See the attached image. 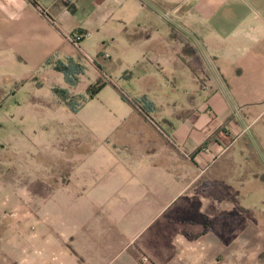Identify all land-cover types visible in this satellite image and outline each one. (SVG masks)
Segmentation results:
<instances>
[{
	"label": "crops",
	"instance_id": "crops-1",
	"mask_svg": "<svg viewBox=\"0 0 264 264\" xmlns=\"http://www.w3.org/2000/svg\"><path fill=\"white\" fill-rule=\"evenodd\" d=\"M69 56L85 65L74 85L48 62ZM1 110L23 126L0 154L81 149L48 193L8 198L0 175V210L16 205L3 236L21 233L0 264H264V216L236 211L248 182L264 187V0H0ZM244 160L262 171L241 176Z\"/></svg>",
	"mask_w": 264,
	"mask_h": 264
},
{
	"label": "rangeland",
	"instance_id": "rangeland-1",
	"mask_svg": "<svg viewBox=\"0 0 264 264\" xmlns=\"http://www.w3.org/2000/svg\"><path fill=\"white\" fill-rule=\"evenodd\" d=\"M74 99L77 102L82 101V99L76 95L74 96ZM126 99H129L128 95H126ZM3 110H1L0 112V132H7V130H9V128H12V127L16 128L17 130V128H20L21 126H23V124H16V125L10 124L9 117L11 116V114L10 113L7 114L6 113L7 111H4L3 113ZM54 127L55 125L53 123L51 122L46 123L43 126L44 128L43 134L47 138H50L54 133ZM56 128H59L58 125H56ZM56 128H55V131H56ZM3 134L4 133H0V137ZM18 141L22 145H25V146L28 145V143L25 141L16 140V142ZM0 142L2 143L4 141H0ZM61 143L63 145L62 154L51 153L53 149H50L49 147L46 150H44L46 152L42 150L43 152L42 153L40 151L41 152L40 157L31 156L32 154L28 156L19 155V156H13V157H9V155L7 154L5 155L0 154V157L3 159L13 158L14 160L11 164L3 162V161L0 162V175L2 176L3 180L7 182L8 186H10L7 189L6 196H8V198L10 195H14V194L22 196L26 188H29V187H30V190L36 193V195L38 191L48 193L54 188V186L57 183L60 182V180L67 181L69 178L70 170L72 169L73 165L77 161V159L75 158L76 157L75 154H78V150L81 149V146L74 145L73 141L62 140ZM260 143L263 146L264 141L260 140ZM17 150L18 152L21 151L19 150V148ZM33 151L35 153L37 152L40 153L37 150H33ZM252 156L253 158H255L253 154ZM28 161H30L32 165L37 167L36 172H34V175H36V179L30 182H28L29 179H27L25 176L26 175L25 162H28ZM261 162L263 164V168L260 164H257V166H259L260 168L258 170V167L256 165L252 167L250 165L251 163L248 164L244 160L241 166L239 167L240 175L246 178V176L250 177V174H254L255 171L261 172L262 171L261 168L264 170V161L261 160ZM38 165H41V166L45 165L46 166L45 170L44 171H42V169L40 170L38 168ZM236 172H238V170H236ZM39 174L46 176L45 184L43 180L39 178L38 176ZM262 177L264 178V175ZM261 183H262V180H252L251 182H248L247 185L245 186L246 188H243L242 192L238 195V204L235 199L233 200V203L237 204L236 211H242L238 213L244 214L247 211L249 214L253 213V215L257 217L264 216V187H260ZM207 185H209V181H207ZM209 186L211 187V185ZM211 188L212 189H210V192L207 191L208 194L212 192L214 193V191H211V190H214V187L212 186ZM28 190H26V192ZM14 207H16V205H14ZM14 207L10 206L9 204H6V206H3V207L1 206L0 213L3 212L5 216L7 217V215H11L13 214L14 211H16L14 210ZM258 227H260L261 229L260 231L256 229L257 231H255V234L257 235V237H254L252 242H253V245L259 244V252L256 255V259L263 260L264 259V226L260 225ZM8 228H12V227H11V224L7 220L0 221V243H17V244L19 243L21 244V233L20 232H17V233L15 232V236H9V235L3 236L4 232L8 231Z\"/></svg>",
	"mask_w": 264,
	"mask_h": 264
},
{
	"label": "trees",
	"instance_id": "trees-1",
	"mask_svg": "<svg viewBox=\"0 0 264 264\" xmlns=\"http://www.w3.org/2000/svg\"><path fill=\"white\" fill-rule=\"evenodd\" d=\"M54 62V65L57 69L64 72L66 80L74 85L77 84L80 80L81 74L85 71V65L80 62L79 59L69 56L66 59H49L48 62ZM109 78L107 75L102 74L95 82L89 85L87 89L86 97H94L101 88L108 82ZM61 97L64 102L73 110H78V108L82 105L83 101L77 102L74 99L75 95H72L66 88H62L59 91ZM122 96L126 98V94L122 92ZM132 100L141 106V108L149 112L152 107V103L147 100L145 97H135Z\"/></svg>",
	"mask_w": 264,
	"mask_h": 264
}]
</instances>
